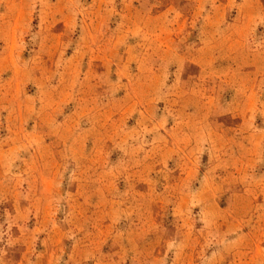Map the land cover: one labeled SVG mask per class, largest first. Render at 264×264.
Listing matches in <instances>:
<instances>
[{"label":"rangeland","instance_id":"rangeland-1","mask_svg":"<svg viewBox=\"0 0 264 264\" xmlns=\"http://www.w3.org/2000/svg\"><path fill=\"white\" fill-rule=\"evenodd\" d=\"M0 264H264V0H0Z\"/></svg>","mask_w":264,"mask_h":264}]
</instances>
